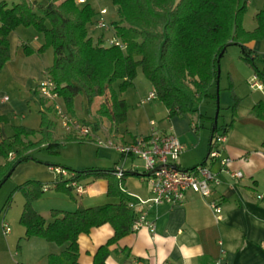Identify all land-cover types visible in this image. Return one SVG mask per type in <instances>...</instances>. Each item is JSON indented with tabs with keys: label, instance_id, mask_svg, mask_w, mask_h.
<instances>
[{
	"label": "trees",
	"instance_id": "1",
	"mask_svg": "<svg viewBox=\"0 0 264 264\" xmlns=\"http://www.w3.org/2000/svg\"><path fill=\"white\" fill-rule=\"evenodd\" d=\"M248 1L113 0L118 18L111 23V37L117 38L123 44L122 48L108 44L103 31L96 38L89 32L87 25L94 12L85 0L82 3L75 0H18L11 6L1 1L0 71L10 58L11 31L20 25L34 26L43 33L44 44L53 49V64L45 69V74L55 83L56 92L69 109L73 97L79 93L85 95L88 107L95 98H100L95 121L86 123L93 131L99 129L104 119L112 128L125 120L127 104L115 94L112 85L117 80L122 81L121 86L131 83L139 66L165 106L168 117L195 113L202 101L216 97L215 81L223 55L220 54L229 45L241 48L244 61L251 64L254 73L264 81V70L255 65L258 56L247 46L252 40L264 39V6L254 15L256 26L244 30L241 20ZM23 49L28 54L34 51L27 44ZM39 98L41 111L45 114L51 105ZM231 110L233 120L234 105ZM251 113L264 120V99L252 106ZM228 127L213 126L208 153L216 133L226 134ZM37 133L33 128L17 125L8 139L0 141V159L5 160L4 164L0 163V187L21 162L36 160L29 150L43 146L50 153L58 152L59 143L48 142L44 136L36 139ZM10 154L14 156L10 158ZM66 169L73 174L57 178L52 184L54 190L73 197L71 181L79 182L87 176L105 177L110 181L108 194L118 201L70 211L52 209V219L47 222L32 204L46 186L34 179L26 180L17 186L25 198L19 218L25 227V236L42 237L62 246L60 252L47 255L46 264H79L78 236L108 223L114 230L113 236L98 248L92 262L106 264L108 246L133 231L136 213L128 206L131 198L119 188L114 168ZM129 173L123 170L122 184ZM134 174L145 176L144 172Z\"/></svg>",
	"mask_w": 264,
	"mask_h": 264
},
{
	"label": "crops",
	"instance_id": "2",
	"mask_svg": "<svg viewBox=\"0 0 264 264\" xmlns=\"http://www.w3.org/2000/svg\"><path fill=\"white\" fill-rule=\"evenodd\" d=\"M15 30L9 34V42L11 43L12 39L15 42L18 39L22 41L15 34ZM247 46L254 51L253 55H257L258 58L264 57V39L252 40L247 43ZM11 58L10 51V58L4 67L10 72L12 78H16ZM261 63L264 65V61ZM225 71V90L230 97V104L227 107L230 111V118L228 122L221 124L229 125L221 154L232 159L229 169L241 171L243 177L241 179L231 178L229 174L220 169L217 161L207 158L212 124L208 135L205 137L202 136L201 132H197L198 135L195 137L175 133L179 141L185 146L183 151L187 154L189 152L195 157V160L188 164H184L188 162L185 156L179 157L178 166L187 169L204 163L216 172L218 184L214 186L210 198H204L197 193L187 191L181 205L159 204L151 206L146 218L154 223V229L151 230L142 226L129 232L117 242L110 244L106 264H133L135 259L141 260L142 264H264V202L256 197L258 194L264 196V144H262L264 143V120L253 116L251 113L252 106L257 101L264 99V95L260 93L256 97L245 98V95L243 96L239 92L237 85V81L243 85L242 78L230 66H226ZM37 87L38 84L32 90L33 94L30 97L11 96L0 92V141L8 139L13 134L15 126H27L14 124L12 125V134H6V127L10 121L9 116L16 118L17 113L25 109V102L28 99L37 100ZM211 100H215V98ZM45 102L46 105H50L49 101L45 100ZM231 105H234L233 120H231ZM39 106L42 109L41 103ZM196 113L199 117L208 118L213 123V118L203 114L199 107L197 112L190 114ZM93 116L94 118L90 123L95 121V114ZM156 126L159 128L157 124ZM100 127L101 123L99 129ZM167 128L169 127L161 126L159 129L165 130ZM107 130L119 138V143H129L135 136L147 134L150 127L148 125L146 132L133 134L129 139L126 132H118L117 128H112L110 123ZM198 130L199 128L196 131ZM33 151L29 150L28 152L32 154ZM132 160L134 159L131 158L129 168L126 167V159L124 161L123 170L131 173L125 177L123 187L129 194L146 199L151 195L149 185L144 176L134 174L137 169ZM38 161L41 162V160ZM113 163V166L108 168L115 169L120 166L117 161ZM61 165L63 164L46 162L45 165L39 163L31 167L34 173L31 176L32 179L46 186L42 196L32 203L45 221L48 222L52 219V209L70 211L78 207H90L118 201L115 196L108 194L110 184L108 178L92 176H87L77 182L82 189L80 192L74 187L72 190L73 197L61 192L64 193L63 196L65 197H63L59 193L60 191L52 188L53 182L62 177L54 169L57 167L68 168V166ZM26 180H21L18 184ZM211 198L217 200L222 210V220L215 219L208 204ZM23 226L22 224V227H19V235L24 233ZM113 233L112 226L106 223L91 229L87 234H80L77 239L79 264H92L98 248L105 244L113 236ZM33 237L46 242L35 241L36 247L39 245L35 250L44 253L46 257L48 254L58 253L62 249V246L49 242L42 237ZM29 263L35 264V261L30 260Z\"/></svg>",
	"mask_w": 264,
	"mask_h": 264
},
{
	"label": "rangeland",
	"instance_id": "3",
	"mask_svg": "<svg viewBox=\"0 0 264 264\" xmlns=\"http://www.w3.org/2000/svg\"><path fill=\"white\" fill-rule=\"evenodd\" d=\"M1 1L11 6L18 0H0V2ZM85 2L90 5L94 12L92 21L87 25L89 32L96 38V36L103 31L104 39L107 41L112 35L110 28L111 23L118 18L116 5L113 0H85ZM262 6H264V0L248 1L241 20V25L244 30H252L256 26L254 15ZM101 9H105L106 13L101 15L99 12ZM99 20L104 22L106 26L105 29H98L96 27V22ZM15 29V34L22 40L20 41L18 39L19 41L17 40V42H15V40L12 39V43L9 42V50L11 51V59L13 61V71L16 78H12L7 68L3 67L0 71V92L7 93L11 96L30 97L31 94H33L32 90L45 78L44 70L53 64V49L51 46L44 44L43 33L38 31L34 26L20 25ZM24 44H27L34 51L29 54L25 53L23 49ZM41 45L44 46L38 51ZM241 55V48L233 44L227 46L219 60L218 126L224 122H228L230 118V111L227 108L230 104V97L225 90L226 66H230L237 72V75L242 78L243 85L240 81H237V85L239 86V92L243 96L245 95V98H250L252 96L256 97L260 93L264 95V90L250 87L249 80L252 78L255 69L251 64L246 63ZM261 61H264V57L262 56L259 59H255V65L259 70L264 68ZM121 83L122 81L117 80L112 86L115 94L126 102L127 111L125 120L117 125L116 128L120 133L126 132L128 139L133 134L146 132L150 119L154 120L159 128L161 126L171 127L175 133L180 135L187 134L195 137L198 135L197 132H201L204 137L208 135L209 128L212 124L211 120L208 118H201L197 113H184L183 115H175L169 118L166 108L157 97L147 101L143 105L139 104L140 99H145L148 93L152 91V85L144 75L140 66L137 67L131 83L124 86H121ZM36 99L35 101L33 99H28V101L25 102V109L18 112L16 118L9 116L10 121L6 127V134H12V125L25 124L38 131L35 135L36 139H40L44 136L49 140L48 142L55 141L59 143V152L49 153L45 148L34 150L32 154L36 159L41 160V162L38 160H26L21 162L15 168L12 176L1 185L0 264H30V260L35 261V264L46 263V255L36 251L39 245L36 247L35 241H40L41 243L46 242L33 236L26 237L24 226V233L19 235L18 231L19 227H22L19 218L25 198L22 191L17 189V186L19 181L33 178L31 177L34 175L31 170L33 165H38L39 163L45 165L46 162H51L53 164H63L61 166L65 165L74 170H81L96 165L101 168H108L113 166V162L116 161L118 165L122 164V159L114 149L97 146L95 142L96 136L102 140L109 138L114 143L119 140L115 134L112 135L108 132L107 128L109 122L106 119L102 120L100 129L94 131L93 136L89 140L83 142L75 139L78 135L72 127L68 129L64 126L66 119L76 120L81 124L90 123L94 118V109L98 106L99 97L95 98L88 107L85 95L79 93L73 97L70 109L62 97H57L55 102H50L51 109L46 110L45 114H43L40 109V98H38V95ZM55 106H58V111H56ZM199 109L203 114L214 118L217 111L215 100L202 101L199 104ZM192 122H198V131L191 127ZM197 151L199 155V150L197 149ZM183 156L188 159V162L184 164H188L195 160L194 155L189 152L187 154L183 151L179 157ZM131 158L134 159L132 161L135 163L134 167H136L137 172L143 173L144 162L137 156L126 157V167L129 168ZM0 163L4 164L5 160L0 159ZM65 170L68 177L73 174L72 171L68 169ZM59 193L62 196L64 195V193ZM7 201H9V204H7ZM3 222H6L10 228L7 234L2 233Z\"/></svg>",
	"mask_w": 264,
	"mask_h": 264
},
{
	"label": "built area",
	"instance_id": "4",
	"mask_svg": "<svg viewBox=\"0 0 264 264\" xmlns=\"http://www.w3.org/2000/svg\"><path fill=\"white\" fill-rule=\"evenodd\" d=\"M75 1L77 3L84 2V0ZM99 12L103 15L106 13V10L101 9ZM96 27L98 29L106 28L102 20L96 22ZM106 42L110 45L114 44L121 48L123 47V44L114 37L109 38ZM249 85L251 88L264 90V83L261 82L255 73L249 80ZM55 87V83L45 74V78L38 84L39 96L49 102H55V99L59 97ZM154 98H156V95L152 89L145 99H140L139 104L143 105ZM5 99L7 98L5 97ZM55 109L58 111V106H55ZM148 125L150 130L147 134L137 135L129 143H114L109 138L102 140L98 136L95 137L97 146L114 149L122 159V164L115 168L114 175L119 180V188L131 198L128 201V206L136 213V219L132 224L133 231L142 226H146L151 230L154 229V223L148 221L146 218L151 206L159 204H168L170 206L181 205L187 191L197 193L204 198H210L214 186L219 182L216 172L206 164H197L187 169L179 167L177 161L185 146L179 141L174 130L171 127L161 130L157 128L156 122L152 119L149 120ZM64 126L68 129L72 127L79 138L90 139L93 136L94 131L90 124H81L76 120L66 119ZM191 127L197 130L198 122H192ZM225 140L226 134L216 133L212 139V146L207 158L217 161L220 169L229 174L231 178L241 179L243 177L241 171H231L229 169L232 159L227 155L221 154ZM13 156V154H10L9 157L12 158ZM128 156H137L144 162V177L149 185L151 194L146 199L129 194L120 182L123 174V164ZM54 170L62 177H68L65 169L57 167ZM69 185L75 187L79 192L82 190L74 180ZM256 197L264 202V196L258 194ZM208 204L213 211L215 219L222 220V210L217 200L211 198ZM2 225V233L7 234L10 231L8 224L3 222ZM133 264H142V262L139 259H135Z\"/></svg>",
	"mask_w": 264,
	"mask_h": 264
},
{
	"label": "water",
	"instance_id": "5",
	"mask_svg": "<svg viewBox=\"0 0 264 264\" xmlns=\"http://www.w3.org/2000/svg\"><path fill=\"white\" fill-rule=\"evenodd\" d=\"M223 53L220 54V56L222 55ZM218 83H219V67H218V70H217V76H216V81H215V85H216V97H215V103H216V106H217V111H216V114L213 118V126H216L217 125V117H218V102H219V98H218ZM212 126V128H213Z\"/></svg>",
	"mask_w": 264,
	"mask_h": 264
}]
</instances>
